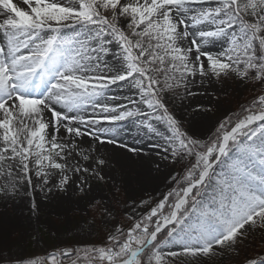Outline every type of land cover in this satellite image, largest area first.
<instances>
[{
  "label": "snow or ice",
  "instance_id": "obj_1",
  "mask_svg": "<svg viewBox=\"0 0 264 264\" xmlns=\"http://www.w3.org/2000/svg\"><path fill=\"white\" fill-rule=\"evenodd\" d=\"M0 264H264V0H0Z\"/></svg>",
  "mask_w": 264,
  "mask_h": 264
},
{
  "label": "rangeland",
  "instance_id": "obj_2",
  "mask_svg": "<svg viewBox=\"0 0 264 264\" xmlns=\"http://www.w3.org/2000/svg\"><path fill=\"white\" fill-rule=\"evenodd\" d=\"M219 47V45H217ZM230 100L229 103L225 106L226 108H230L233 111L237 110L240 105L245 104L249 99L250 93L241 88H236L235 90H229ZM208 127L207 122L201 125V130L206 131ZM135 126L132 124H126L122 131L124 132H134ZM157 143L155 140H149L144 138L142 140V147L144 151L148 154H151L155 158L156 149H154L151 145ZM141 171V170H139ZM177 171H183V169L177 165L176 168L167 167L162 168L159 173L149 172L148 169L145 171H141L142 173V183L136 185V190L139 196L147 198L148 196H152L155 199L160 198V194L167 191V187L170 184L169 175L175 174ZM146 180V181H145ZM151 181V183H148ZM27 214V213H25ZM80 214L72 213L69 214L67 222L64 221V217H56V216H48L44 215L41 217V225L37 229L38 239L33 241L29 238L25 245L26 254L35 253L36 255H43L45 251H50L54 246L66 242H70L75 233H78V229L73 227L78 223V216ZM49 220H54L59 223V235L54 234L53 231L49 230L46 227V223ZM85 240L90 242L99 243L101 240V234L99 232L94 233L92 236H84ZM260 250V245L257 243L255 245L249 246L246 250L245 254L252 256L256 252Z\"/></svg>",
  "mask_w": 264,
  "mask_h": 264
},
{
  "label": "bare ground",
  "instance_id": "obj_3",
  "mask_svg": "<svg viewBox=\"0 0 264 264\" xmlns=\"http://www.w3.org/2000/svg\"><path fill=\"white\" fill-rule=\"evenodd\" d=\"M14 2H15V0H14ZM123 137H124V139L129 143V144H131L132 143V137L133 136H136V131H134V132H124L123 134ZM137 147H139V148H141L142 149V151H143V153H146L145 151H144V149H143V147H142V143H140V144H138V145H136ZM151 166L145 161V162H143V164H142V166H138V170H141V171H145L146 169H148L149 170V168H150ZM146 181V180H145ZM148 183H151V181H148Z\"/></svg>",
  "mask_w": 264,
  "mask_h": 264
}]
</instances>
